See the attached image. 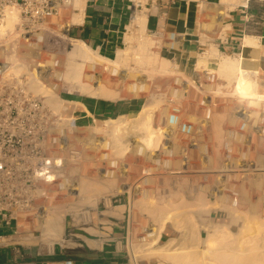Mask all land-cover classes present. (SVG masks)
<instances>
[{"label": "rangeland", "instance_id": "374dc122", "mask_svg": "<svg viewBox=\"0 0 264 264\" xmlns=\"http://www.w3.org/2000/svg\"><path fill=\"white\" fill-rule=\"evenodd\" d=\"M71 13H67V20ZM146 36L156 42L157 47L153 51L161 55L160 41L151 34L147 33ZM40 37L44 43L47 41L41 48L40 60L58 62L54 68L49 67V81L57 86L60 94L65 91L62 90L63 82L53 75L55 71L64 70L68 49L74 42L62 30L55 33L45 31ZM98 62L96 68L87 67L85 70V75H95L93 84L102 82L109 87L120 88L124 96L119 100L138 101L139 110L146 104L156 106L153 121L165 135L158 144V151L151 148L141 154L134 138L131 139L133 145L130 152L120 148L117 151L115 147L101 144L92 149L90 135L96 132L94 128L97 127L100 133L96 136L104 138L101 131L106 129L107 120L76 132L77 147L82 152L78 167H84L83 175L90 184L87 193L97 181L106 182L108 190H112L104 198L121 196L129 190L130 253L134 260L157 263L151 255L155 253L154 248L162 246H168L169 252L174 253L194 249L201 253L203 240L209 237L218 223L228 225L234 234L231 239L235 242L228 247L229 251L251 235H264V103L212 94L224 88V81L216 70L212 75L201 72L194 83L186 79L192 78L186 73L180 82L177 81L180 78L178 75L143 77L149 88L135 95L129 91V86L135 83L140 85L142 74L130 73L127 76V70L115 72V68L106 62ZM105 67H111L110 71L104 70ZM174 90L178 92L176 96L173 95ZM74 94L64 93L63 97L70 98ZM126 118L136 120L137 113ZM188 121L193 122L194 126L187 128ZM258 127L263 128L260 137L257 135ZM252 135L261 138L256 160L250 154ZM215 145L218 147L212 154L211 147ZM108 155L109 160L106 158ZM63 193L67 194L66 197L60 196L55 200L53 196L49 204L64 202L76 207L83 201V198L79 200L70 193ZM233 203L238 205L233 206ZM211 204L226 205L230 211L231 208L236 209L240 217L235 221L230 214L213 210ZM95 206L88 205L79 215L69 214L68 228L79 226L83 222L81 214ZM205 208H211L210 214L202 211ZM162 225L168 233L167 239L155 246L149 245L151 231H157ZM176 225L184 231L183 236L175 232ZM68 233L63 236L65 240H69ZM177 248L179 250L172 251Z\"/></svg>", "mask_w": 264, "mask_h": 264}, {"label": "crops", "instance_id": "0c3cea01", "mask_svg": "<svg viewBox=\"0 0 264 264\" xmlns=\"http://www.w3.org/2000/svg\"><path fill=\"white\" fill-rule=\"evenodd\" d=\"M144 7L135 9L129 0H86L82 21L70 28L69 38L85 43L107 59H115L126 47L125 37L134 16L144 12L147 33L160 41L161 56L178 64L184 73L200 78L201 72L212 75L217 71L219 58L196 70L199 55L213 48L220 56L245 55L264 94V0H148ZM67 99L77 104L70 111L86 127L127 117L140 109V102L135 100L111 101L80 94ZM261 131L263 128L258 127L257 135ZM251 137L250 154L256 160L261 138ZM217 147H211L212 154ZM128 192L101 198L95 207L81 214L83 222L79 226L69 229L66 217L63 235L68 230L74 232L70 240L76 244L73 248L64 249L58 242L51 246L45 241L43 222H19L16 229L0 225V264H58L70 260L68 256L73 254L80 257L71 260L74 264H157L136 261L130 253ZM167 236L164 230L160 242Z\"/></svg>", "mask_w": 264, "mask_h": 264}, {"label": "bare ground", "instance_id": "6f19581e", "mask_svg": "<svg viewBox=\"0 0 264 264\" xmlns=\"http://www.w3.org/2000/svg\"><path fill=\"white\" fill-rule=\"evenodd\" d=\"M139 3L144 4L146 0H136ZM86 0H75L73 3L74 13L69 20L71 25L80 24L83 18V12L85 8ZM10 14V18L7 21V28H13L16 22V13L13 11ZM146 30V15L144 12H137L134 16L131 25L128 27V34L125 37L126 47L119 51L115 59H107L97 52L88 47L85 43L80 41H74V44L68 49L67 61L63 71H55L54 77L59 78L63 82V89L70 94L78 93L83 96L116 101L122 99L124 96L120 88H112L107 84L98 82L93 84L96 79L95 75H85L87 67L92 69L99 65L98 61L106 62L109 66L114 67L115 72L127 70V76L132 74H142L140 85L131 84L129 91L135 95L147 91L149 86L146 83V78L154 77L155 75H178L180 78L177 81H183L184 72L181 67L175 62L160 55L159 52L153 51V48L157 44L154 40L147 38ZM39 39L41 37L39 36ZM6 60L10 63L9 71L16 75L20 74H34L38 71V75L32 80L30 89L37 95H42L46 98L47 104L56 112H62L66 114V118L69 120L75 118L70 110H74L77 106L75 102L63 98L60 96L57 86L52 84L50 79V68L55 67L58 62L56 61H44L40 60V53L34 52L29 49L26 53H20L11 49L10 52L5 54ZM214 58H219L217 73L219 78L223 82V89H218V92L212 94L226 97H235L241 101H249L256 103H264V94L259 91V81L254 68L248 65L246 56L242 57H229L220 56L217 50L214 48L210 51L199 55L196 63V70L200 71L207 66V64ZM36 61V62H35ZM34 62L36 64H34ZM34 67L36 69H34ZM111 69V67H109ZM108 67L104 70L110 71ZM33 72V73H32ZM114 72V73H115ZM214 74V73H211ZM41 77H40V76ZM146 77V78H143ZM180 79V80H179ZM190 79L191 83H194L199 77L194 76ZM188 86L186 85V89ZM177 91L174 90L173 95H177ZM72 107V108H71ZM156 111V106L152 104L144 105L141 110L137 112L136 120H128L126 116H121L115 119H108L105 123L106 129L101 133L104 138H99V128H94L95 133L90 135L91 148L94 149L100 144L106 147H115L119 151L130 152L132 151L131 145L132 138L137 139L136 145L139 147V152L144 154L156 148L164 135L160 132L155 122L153 121V115ZM73 116V117H72ZM82 127H86L84 124L79 125L76 131ZM167 136V135H166ZM99 141V142H98ZM120 148V149H119ZM106 158L109 160V155ZM75 166L70 167L67 170L68 177L72 178V186L74 191L70 192L71 195L79 200L83 201L76 207H70L64 202L58 204H50L46 206V214L43 216V223H45V241H49L52 246L55 242L63 245L66 248H73L76 246L70 240L63 238L64 226L66 217L70 215H79L82 210L88 208L87 206H95L101 198L107 196L109 187L106 182H95L94 188L87 193L90 188V184L86 177L83 175L84 167H78L79 158L76 159ZM115 165V162H111ZM110 176V174H109ZM112 183V182H110ZM111 184H109L110 186ZM67 180L63 183L59 193L54 195L64 196L62 192H67ZM86 193V194H85ZM85 194V195H84ZM65 200V198H63ZM214 207L213 210H221L227 214H230L233 219L240 217L238 210L232 209L228 206H217V204H211ZM234 204L233 206H237ZM204 205L203 207H205ZM211 208H205L202 211H207L210 214ZM213 232L203 240V252L199 253L196 249L189 252H169L168 246H162V248H154L155 253L151 257L156 258L158 264H264V235L257 234V236L251 235L243 241H239L237 246L233 250H228L235 241H232L231 237L234 234L229 230V226L223 223H218L213 227ZM164 231V225H162L157 231L152 230L149 235V245L155 246L160 242L161 235ZM176 233L183 236L179 225H176ZM237 240V239H236ZM261 241V243H259ZM172 244V243H170ZM169 244V245H170ZM196 247V246H193ZM179 248L172 250L176 251Z\"/></svg>", "mask_w": 264, "mask_h": 264}, {"label": "built area", "instance_id": "2783aa9c", "mask_svg": "<svg viewBox=\"0 0 264 264\" xmlns=\"http://www.w3.org/2000/svg\"><path fill=\"white\" fill-rule=\"evenodd\" d=\"M74 1L0 0V225L16 229L23 221L42 223L46 206L53 196L55 200L60 197L54 193H59L66 180V193L74 191L67 170L82 155L76 140L81 120H68L66 113L56 112L45 97L30 89L38 71L16 75L9 71L5 57L13 48L20 53L39 51L41 55L47 41L39 36L45 31L62 30L70 37L73 25L67 13H74ZM129 2L135 9L143 6L136 0ZM12 11L17 15L16 22L8 29ZM64 93L70 94L62 91L60 96ZM68 232L72 240L74 232ZM58 264L74 263L66 260Z\"/></svg>", "mask_w": 264, "mask_h": 264}, {"label": "trees", "instance_id": "16d2710c", "mask_svg": "<svg viewBox=\"0 0 264 264\" xmlns=\"http://www.w3.org/2000/svg\"><path fill=\"white\" fill-rule=\"evenodd\" d=\"M68 258L70 260L78 261L80 257L77 254H73V255L68 256Z\"/></svg>", "mask_w": 264, "mask_h": 264}]
</instances>
